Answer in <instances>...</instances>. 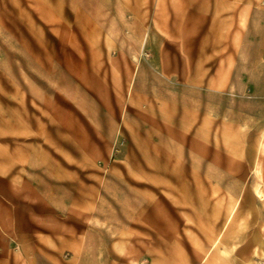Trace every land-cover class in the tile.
<instances>
[{"label":"rangeland","instance_id":"374dc122","mask_svg":"<svg viewBox=\"0 0 264 264\" xmlns=\"http://www.w3.org/2000/svg\"><path fill=\"white\" fill-rule=\"evenodd\" d=\"M257 72L264 0H0V264H264Z\"/></svg>","mask_w":264,"mask_h":264},{"label":"crops","instance_id":"0c3cea01","mask_svg":"<svg viewBox=\"0 0 264 264\" xmlns=\"http://www.w3.org/2000/svg\"><path fill=\"white\" fill-rule=\"evenodd\" d=\"M256 66H257V64H256ZM254 76H256V77L264 76V73L257 72L254 74ZM261 81H263V80H261ZM195 83H198V81H196ZM253 96L257 99H264V94L260 93V92H257L255 95L253 94Z\"/></svg>","mask_w":264,"mask_h":264}]
</instances>
